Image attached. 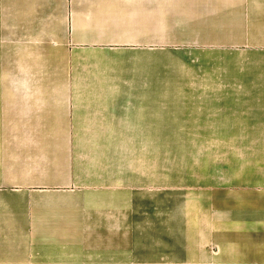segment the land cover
I'll list each match as a JSON object with an SVG mask.
<instances>
[{
  "label": "crops",
  "instance_id": "obj_1",
  "mask_svg": "<svg viewBox=\"0 0 264 264\" xmlns=\"http://www.w3.org/2000/svg\"><path fill=\"white\" fill-rule=\"evenodd\" d=\"M262 146L264 0H0V264H264Z\"/></svg>",
  "mask_w": 264,
  "mask_h": 264
},
{
  "label": "rangeland",
  "instance_id": "obj_2",
  "mask_svg": "<svg viewBox=\"0 0 264 264\" xmlns=\"http://www.w3.org/2000/svg\"><path fill=\"white\" fill-rule=\"evenodd\" d=\"M245 151H242V150ZM264 153V146L256 151V157ZM247 146L233 145H162L161 161L162 167L171 168V171L180 173L182 169H187L193 174L202 173L214 174L226 169L240 168V160L247 159ZM248 160V159H247ZM244 160V161H247ZM239 161V162H238ZM242 164L243 169L248 168ZM223 169V170H222ZM201 170H205L201 172ZM240 170V169H239ZM206 174V175H207ZM201 180L200 176L195 177ZM212 178V176H209Z\"/></svg>",
  "mask_w": 264,
  "mask_h": 264
}]
</instances>
